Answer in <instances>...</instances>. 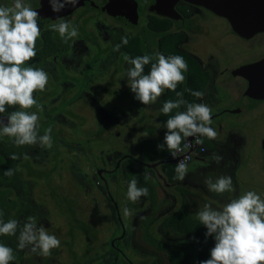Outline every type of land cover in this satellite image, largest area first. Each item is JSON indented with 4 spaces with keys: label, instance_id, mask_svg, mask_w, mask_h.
<instances>
[{
    "label": "flooded vegetation",
    "instance_id": "af4514ba",
    "mask_svg": "<svg viewBox=\"0 0 264 264\" xmlns=\"http://www.w3.org/2000/svg\"><path fill=\"white\" fill-rule=\"evenodd\" d=\"M41 4L46 8L40 10ZM34 10L39 12L38 24L41 29V35L36 42V50L39 53L44 52V55L40 56V61L44 65L43 68H46L43 70L55 68L57 74L60 76L56 82L50 83L51 90L45 91V94H49L48 97L52 95V93L62 94V97L67 93H78L88 101H91V124L89 125L87 133V143L89 141L90 130L94 129L97 131L101 140L103 133H111V125L113 124L116 127V122H118L116 120L117 118H113L115 114H113L109 107L98 98L99 94L96 95V93H100L101 95V87L107 85L109 89H105V93H107L105 97H109L112 90L115 89L118 84L115 83L113 86H110L106 81L103 83L100 79L97 80L96 83L91 81L88 82V70L91 71L93 69L96 65L95 62H101L103 65L101 66L103 67L102 70H104L107 67L106 62L108 63L111 57L116 56L115 60L117 65H114L115 60L112 65L109 64L111 60L108 63L112 71L108 73L110 77L107 79V82H114L115 79H113V77L115 74L120 72L122 67L128 69V63L125 60V56H121V54L126 53V51L121 48L118 52L113 51V46L118 44L122 37H127L128 40L132 42L137 40L140 45L145 47L144 50L146 49L145 52H147L148 55L160 52L166 57L171 56V54H164L161 49L162 46L160 45V42L163 40L170 42L167 43V46L172 45L170 49L173 50V53L176 52L174 53L175 55L179 54L182 56L188 65V70L184 73L186 79L180 85L182 94L186 91L191 70L195 71L197 76L201 78L203 83L201 92L204 93V96L202 99L196 97L194 103H205L212 109L211 126L214 127L215 130H218L216 132L227 140L222 144H217L215 142V147L221 145V147H223L222 149L213 150L212 148L210 150L208 148L203 154L191 158V160L187 162L188 169H190L192 161L199 157L202 158L206 152H213V154H219L220 156L221 154L225 155L226 162L229 161V159L233 162L232 167L235 165L237 156L239 157L249 153L245 148L247 138L253 137L257 133H253L257 122H264L263 28H254L250 32L246 29H242V33H239L227 17L217 14L206 6L190 0H79L75 7L68 5L58 13L51 11L48 0H42V3L37 5ZM109 10L113 14H109ZM61 20L67 21L72 26H75L78 29V36L68 39L65 42V40L59 36L58 32H54L51 26L61 22ZM46 32L48 33L47 38L44 37ZM236 38H238L239 41ZM89 44H93L94 49L90 51L89 58H82L84 51H88ZM126 56L128 55L126 54ZM72 57L73 60H71ZM77 63L79 64L77 65ZM93 64L94 66H92ZM62 70H64V72H62ZM50 75L53 76V73H50ZM68 77H71L73 81L69 80ZM124 84L122 86H125ZM124 88L128 87L125 86ZM102 92L104 93V91ZM94 93L96 95L95 97ZM61 97L60 99L62 102ZM160 97L151 105H142L140 102L138 103L140 109L145 111L148 115H139L145 116L139 119L142 123L140 132H142L147 125L146 119H156V114L159 109L158 100ZM70 101V98L67 99L64 105L68 103L71 104ZM216 103H221L220 105H222V107H212V104ZM56 104L57 103L51 105L49 100L42 101L41 105L43 106V111L41 115L50 118L54 114L56 115V111L52 110V107ZM155 104L157 106L153 107L152 105ZM64 105L63 107H65ZM46 106H48L49 112ZM97 106L103 107L102 112L95 111V109L98 108ZM145 106L148 108L145 109ZM155 108L157 110L156 113ZM238 109H240V111ZM122 123L124 124L127 122L123 121ZM46 124L51 128L52 124H50L49 121L43 123L39 121V128L42 129ZM85 125L84 120V131L81 132L79 129L77 135L73 134L68 125L58 128L57 126L53 127L52 129L55 130V133L51 135L52 139L54 137L57 139V136H59V141L63 142V144L70 143L68 144L70 146L68 148L72 149H70L69 153L66 155L68 159L75 161L72 157L76 154L79 155L78 157L81 158V160L83 159L82 164L81 161H79L77 169V177L83 187L90 186L95 177L102 178L107 175V179L115 188L123 179L126 181L127 179H136L138 182L140 181L139 183L142 187H147L149 183L153 191L155 185L160 184L165 188L171 185L175 190L184 193V189H182L179 184H184L185 182L190 184L189 180H191L192 183V178H195L197 174H201L188 170L183 181L175 180L174 182H167L165 177L161 174L160 164L155 167H147V163L153 162H146L141 159L139 139L142 137L140 135L139 138L137 134L138 141L133 139L134 129L133 123H131L130 127L122 134V137L120 136L121 138H127L126 140L124 138L122 139V144L128 145L127 150L125 152L123 150L121 152L118 151L119 153L115 152V155L111 153L107 157L108 159H106V157L103 158L102 155H98L99 153H95L94 158L89 163L91 172L95 177L92 175L94 178L90 181L91 177L85 173V171L88 170L86 169L88 168L86 167L87 161L84 160L85 157H88V154L83 147V142L86 139V133L84 132L88 128V126L86 127ZM226 125H231L232 132L226 131ZM237 131H239L238 134L236 133ZM240 132L241 135L239 138L233 136V133L239 135ZM64 133L69 135L72 134V140H63L62 137ZM82 134H84L85 137L82 136ZM261 139L263 140L264 136ZM52 142H56V140L53 139ZM132 146L136 148V154H134V151L130 148ZM38 147L39 146L36 148H22L17 156L28 159L26 157L27 155L23 154L29 149L30 151L28 152H32L33 154L30 157V161L40 163L36 158L40 155L39 150H42V148L39 147L38 149ZM205 148L207 147L205 146ZM259 149L261 148L259 147ZM53 150L55 151V148ZM261 154V156L264 155L263 150ZM165 156L161 161L176 165L173 160L167 159ZM45 157H47V154L44 153V158ZM39 159L42 160V158ZM124 159L129 161L123 165L122 170L124 174H120L117 170L121 167ZM208 162L209 161L200 165V167L209 168V166H212L217 168V170L220 168V164L215 162L210 164ZM130 163H132V165H130ZM43 164L44 162L42 161L40 165ZM135 164L139 167L136 168ZM52 166L56 168V165ZM126 168H128V170L131 169L129 173L133 172L134 175L129 174ZM233 168L230 167L229 169ZM60 169L64 172L74 170L72 166L64 168L60 166ZM106 190L108 191V188H106ZM107 191L102 193L105 195L108 193ZM187 194L185 196H187ZM90 200L93 203L95 202L93 195ZM110 200L113 204L110 202L109 204L112 205L111 209L115 214L112 215V221L114 222L115 219L119 224H124L117 211L116 204L112 199ZM140 201V204H128L131 207L130 210L132 213L137 210L138 205L145 204L146 198H141ZM182 206H184V203ZM145 219L147 220L148 218ZM26 220L27 218L23 219L20 223L23 224ZM117 226L120 227L118 224ZM127 233L128 232L124 230L122 235H126ZM122 235H118L115 239ZM120 247L121 245H119V248ZM22 251L24 252L25 249ZM27 259L33 262L34 260L40 261L41 257L33 255L29 258L27 253L23 255L22 259L17 260L16 263L18 264V262H20L19 264H22L23 261ZM125 259L130 260L128 264H135L132 259ZM97 260L96 264H102L105 261L103 257Z\"/></svg>",
    "mask_w": 264,
    "mask_h": 264
},
{
    "label": "rangeland",
    "instance_id": "374dc122",
    "mask_svg": "<svg viewBox=\"0 0 264 264\" xmlns=\"http://www.w3.org/2000/svg\"><path fill=\"white\" fill-rule=\"evenodd\" d=\"M236 39L239 41L238 38ZM88 46V51H84L82 58H89L90 51H93L94 45L89 44ZM115 59L116 56L111 57L109 59V61H111L110 63L108 61V63L112 65ZM71 60H73V57ZM108 63L106 62V69L102 70L103 67L101 66L103 65L101 62H95L96 65H92L94 66L93 69L91 71L88 70V82L91 81L96 83L97 80L100 79V81L103 83L106 81V83L110 84V86H113L115 83L118 84V86H122L124 82V85L126 86V68L123 67L121 71L115 74L113 77V79H115L114 82H107V79L110 77L108 73L112 71ZM78 64L79 63H77V65ZM114 65H117L116 60L114 61ZM45 72L49 74V81L46 85L45 91H49L51 90L50 83L52 84L56 82L60 76L57 74V70L55 68L47 69ZM62 72H64V70H62ZM50 73H53V76H51ZM68 78L69 80L73 81L71 77ZM118 86L112 90L109 97H105V94H107L105 93V89H109L107 88V85L101 87V95L100 93H96V95L99 94L98 98L101 99V101H103V103H105L108 107H110L109 109L113 114H115L113 118H117L116 120L118 121L116 122V127L112 124L111 133H103L101 140L97 131L94 129L90 130L88 143L87 133L89 125L91 124V101H88L78 93H67L62 97V94L53 93L48 97L49 94H45V91H37L33 94L34 98H39L37 103L40 105L44 100H49L51 105L57 103L52 107V110L56 111V115L54 114L51 118L48 116L44 117L41 115V112H38L40 117L39 121H42V123L49 121L50 124H52L51 129L56 126L58 128L60 126L68 125L71 128L73 134L77 135L79 129L81 132L84 131L83 122L85 120V126H88L84 132L86 133V139L83 142V147L88 154V157L84 158V160L87 161L86 167H88L86 168L88 170L85 171V173L91 177L90 181H92L95 177L91 172L89 164L94 158L95 153H99L98 155H102L103 158L106 157V159H108L107 157L111 153L114 154L115 152H121L122 150L125 152L128 145L122 144V139L124 138L126 140L127 138H121L122 134L128 129V127H130L131 123H133V129L137 131L141 130L142 123L139 121V119H142L145 116L139 115H147L145 111L140 109L138 105L139 101L133 98L134 94L131 93L129 88H124L125 86ZM102 91H104V93ZM96 95L94 93V97ZM60 97L62 98V102ZM69 98L71 99V104L68 103L64 105L65 101ZM88 98L90 97L88 96ZM220 104H212V107H222ZM63 105L65 107H63ZM152 106L156 107L157 105L155 104ZM123 108L125 110H122ZM144 108L146 109L148 107L145 106ZM46 109L49 112L48 106H46ZM102 110V106L95 109L97 112H102ZM26 111L33 112L37 111V109L33 107L32 109H28ZM152 119L146 120L154 124L156 119ZM123 121H126L127 123L123 124ZM48 128L50 127L47 124L42 129L39 128V134L43 135L45 129ZM254 132H257L255 136L247 138V144L245 148L249 151V153L241 156L239 161L236 163L237 166H235V170L233 168L234 166L232 167L233 162L231 159L226 162V156L223 154H221L223 159L222 162L219 163V171L217 168L212 166H209V168H203V166L200 167V165L205 164L207 161H209L208 163L210 164L214 162L212 160L213 152H206L205 156L202 158L207 157V160L204 161V159H201L200 162H202V164L200 163L199 165L196 164V161H192L190 164L191 166L189 165L190 167H193L192 165H194V172H199L201 174H197L198 176L195 175V178H192V183L191 180H189L190 184H187V182L184 184H179L180 187L184 189V193L175 190V188L171 187V185H168V188H165L159 183V185H155V189L153 191L150 184L148 183L146 187L148 189V195L146 197H141L144 199L146 198L145 204L140 206L138 205L137 210H135L133 213L131 211L132 214L129 216L124 215V208L127 207L130 209L131 207L128 204H140L141 202L139 201L138 203H130V201L127 200V185L131 180L127 179L126 181L123 179L121 182H119V185H116L117 187L115 188L107 179L106 175L102 178L95 177L88 187L81 186L82 184H80L77 177V169L79 166V161H81L82 164L83 159L81 160L77 154L72 157V159L75 161L68 159L66 155L69 153V150L72 149L68 148L70 147L68 145L70 143L63 144V142L59 141V136H57V139L54 137L53 139L56 140V142H52L51 148H42V150H39L40 155L36 153L38 155L36 158L37 161L40 163L43 161V165H40V163H37L36 161H30V157L33 154L32 152H28L30 151L29 149H27L28 151L23 154L27 155L26 157L30 161L27 165L31 168L30 171L32 172V179L28 180H33L36 182L37 190L33 194L31 193L30 189L31 183L28 180H25L27 176L24 170H27L25 161L27 159L18 156L19 158L15 160L13 176L14 179L16 178L18 180L17 183L20 189L19 193L17 191L10 193L9 190L4 189L5 185L10 186L11 183H4L5 185H0V188L3 187L2 192L4 193L3 196L5 195L4 197L6 202L14 197L18 201L19 206H17V209L14 208L12 211L11 208H5L3 211L4 216L0 215V219H2L4 222L8 221L9 219H19L21 222L23 220L21 218L23 217H35L38 225H45V229L48 231V233L55 235L61 241V246L59 248L53 249L50 256L42 257L37 255L46 261L49 260L47 261L48 264H96V261H98L97 259L101 258L102 256L105 260L103 264H128L125 258L132 259L135 264H168L166 258L167 250L158 249L157 246L154 245L157 243V241L172 240L174 238L173 236L175 233L163 225L162 220L164 217L168 216L176 209L182 208L186 209L192 217L197 218L196 214L203 209L205 204H210L213 208L218 209L222 205L228 203L231 199L243 195L249 190L256 191L261 195V198L264 199V155L261 156L263 150L261 138L264 136V122H257L253 133ZM54 133L55 130L52 129L51 135ZM140 134L142 133L140 132L138 134L139 138ZM71 136L72 134L69 135L64 133L62 138L63 140L66 139L71 141ZM82 136L85 137L84 134H82ZM7 138L11 139L9 137ZM218 138H221V135H219ZM207 141H205V143L208 147L210 146V142L209 140ZM37 146L38 145H30L31 148H36ZM20 147L21 148L19 149L24 148V146ZM259 147L261 149H259ZM54 148L55 151L53 150ZM130 148L134 151L133 153L136 154V148H134V146ZM208 148L210 150L212 149V147ZM222 148L223 147L220 145L216 149ZM44 153L47 154V157L45 158ZM39 158H42V160ZM128 161L129 160L124 159L117 172L124 174L122 170L123 165ZM24 162L25 166L23 167L21 164H24ZM52 165H56V168ZM130 165H132V163H130ZM198 165L199 167H197ZM60 166L63 168L72 166L74 170L64 172L60 169ZM135 166L136 168L139 167L137 164H135ZM230 167L233 169H229ZM92 175L94 177H92ZM221 175H228L232 177L233 186L235 188L234 192L224 193L222 195L210 192L208 190L205 181L209 178L215 181ZM20 180H23L25 183H22ZM139 182V185L137 186L142 187ZM106 188H108V191ZM105 191L108 193L104 195L102 192ZM186 194L187 196H185ZM92 195L95 198L94 203L90 200ZM27 198H29L30 204L33 206V210H30V213H21V211L25 208V204L22 205L21 201H25ZM110 199H112L116 204L117 211L119 212L124 224H119V222H116L115 219L114 222L112 221V215L115 214L111 209L112 205L109 204V202L113 204ZM11 202L14 201L11 200ZM183 203L184 206H182ZM0 210L2 209L0 208ZM19 212L21 215L18 217ZM145 218L150 219L147 224L143 223ZM116 223L120 225V227H118ZM146 228L151 230V233L153 234V239L151 242H146V240L145 242L143 241ZM124 230L128 232L126 235H122ZM18 235L19 232L16 234L17 241ZM118 235L122 236L115 239L118 237ZM17 244L18 242L14 244L12 238L7 240L5 243L6 246L13 248L15 252L18 251ZM119 245H121L120 248ZM25 250L26 254L28 253V256L30 257L31 253L29 252V249L25 248ZM19 263L20 262H18V264ZM25 263L34 264L29 259L23 261L22 264ZM40 264H42V262H40Z\"/></svg>",
    "mask_w": 264,
    "mask_h": 264
},
{
    "label": "clouds",
    "instance_id": "9594fccd",
    "mask_svg": "<svg viewBox=\"0 0 264 264\" xmlns=\"http://www.w3.org/2000/svg\"><path fill=\"white\" fill-rule=\"evenodd\" d=\"M78 2L48 0L54 13L68 5L75 7ZM38 19L39 12L26 5L24 0H13L11 6H0V113H5L6 107L18 106L20 109L9 114L6 123L0 120V136L11 138L17 147L38 145L48 149L52 147V129H45L43 135L39 134L38 112L43 111V106L37 103L33 94L45 91L49 74L43 69L25 66L37 55L36 42L41 35ZM51 29L58 32L65 42L79 34L75 26L64 20L53 24ZM127 44L128 38L122 37L121 43L113 46V51L118 52L122 45ZM125 60L131 65L125 73L126 86L134 94L133 98L142 105L155 103L165 90L175 91L186 79L184 73L188 65L180 55L166 57L155 52L134 58L125 56ZM149 64L150 71L144 74L145 65ZM188 91L200 99L204 96L201 91ZM176 95L178 99L166 101L160 111L167 115L182 105H186V110L177 111L167 119L163 143L157 145L158 151L166 150L173 158L191 146L190 143H184L186 138L196 137V143L202 144L203 137L210 140L217 137L216 130L211 127L212 109L205 103H187L180 98L183 95L180 92ZM33 107L37 111H26ZM18 158L16 154L10 157L14 160ZM187 159H181L176 165L174 179H185L188 173ZM222 159L219 154L212 156L217 164ZM4 175L12 176L14 170L9 168L4 171ZM205 184L210 192L216 194L235 191L232 177L228 175H221L215 181L209 178ZM137 185L136 179L127 185L126 197L132 203H138L141 197L148 195L146 187ZM123 212L125 216L132 214L127 207ZM196 215L206 229L205 238L214 239L209 258L199 264H264V199L256 191L249 190L218 209L205 204ZM17 232V248H28L31 254L48 257L53 249L61 246V241L49 234L43 225H38L35 217H28L23 224L16 219L7 222L0 219V236H14ZM14 258V250L0 243V264H10Z\"/></svg>",
    "mask_w": 264,
    "mask_h": 264
},
{
    "label": "trees",
    "instance_id": "16d2710c",
    "mask_svg": "<svg viewBox=\"0 0 264 264\" xmlns=\"http://www.w3.org/2000/svg\"><path fill=\"white\" fill-rule=\"evenodd\" d=\"M13 3V0H0V6H11ZM24 3L26 5H30L33 9L37 7L40 3H42V0H24ZM44 37H48V33L46 32ZM121 43V40L118 42V44ZM167 41H161L160 45L162 46L161 49L163 50L164 54H171L175 55L173 50L170 49L171 46H167ZM144 46L140 45V43L135 40V41H130L128 40L127 45H122L121 49H124L126 53L121 54V56H126L134 58L136 56H142L145 54H148L144 50ZM172 50V51H171ZM37 55L36 57L29 61L27 65L25 66H32L34 68H40V69H46L43 68V64L40 61V56L44 55V52L39 53L37 50ZM179 55V54H176ZM121 58V57H120ZM152 62H155L153 60ZM131 67V65L128 64V68ZM151 64L145 65V71L144 74H147L150 71ZM190 78L189 82L186 88L185 93L182 95L183 100H185L187 103H194L196 97L191 95V93L188 91L191 89L192 91H201V86L203 85L201 78L197 76V73L193 70L190 71ZM181 84H179L176 88L175 91L171 90H165V92L162 94V96L158 100V112L156 114V121L161 127V131L165 134L167 131L165 123L167 119H169L172 115H175L177 111H184L186 110V105H182L180 109H174L171 113L165 115L163 114L160 109L162 108L163 104L168 101L172 100L175 101L178 99L176 93L180 92L181 93ZM110 92V91H109ZM36 101L38 102V98H36ZM18 106L15 107H6V112L5 113H0V120H5L7 121V117L9 114H11L14 111H18ZM152 128V127H151ZM148 130L150 129L149 127L147 128ZM204 139V138H203ZM206 141V138H205ZM163 143V139L160 138L158 141L155 139L151 138H140L139 139V150L141 153V159L146 162H155L158 160H161L164 158L165 154L168 153V151H158L157 150V145ZM30 145H25L24 148H29ZM21 147H17L14 145L11 139H8L7 136H0V185H5L11 183V185H5L4 189H7L10 191V193H14L17 191L19 193V185L17 183V179H14V176H6L4 175V171L11 168L14 169L15 166V160L10 159L11 155L16 154L20 152ZM160 171L161 174L165 177L167 182H174L176 179H174V176L176 175L175 168L176 165L170 162H162L160 165ZM26 169L28 172H30V167L26 164ZM127 169V172L129 173V169ZM131 175H134L133 172L129 173ZM29 179H32V176L29 177ZM11 180V181H10ZM28 180V179H25ZM22 183H25L23 180H20ZM31 183L30 189L31 193L33 194L36 190V182L33 180H28ZM3 188V187H2ZM0 192V214L4 216V209L5 208H11V211L15 208L17 209L19 206L18 201L16 198H13L14 202H11V200H8L7 202L5 201V195L3 196V192ZM16 200V202H15ZM22 205L25 204V208L21 211L25 213H30V210H33V206L30 204L29 198H27L25 201H21ZM13 203V204H11ZM21 213H18V217L21 215ZM24 213V214H25ZM27 217H23L21 219H26ZM20 221L19 219H17ZM150 221V219H144L143 222L144 224H147ZM7 222V221H5ZM163 225L168 228L170 231H173L174 238L172 240H162V241H157L154 245L157 246L158 249H163L167 250L166 251V258L168 261V264H199L200 261L208 259L209 258V252L210 249L214 246V239L212 237H207L205 238L204 233L206 232V229L204 228L203 225L199 223V220L195 217H192L186 209H176L174 212L169 214L168 216L164 217L163 220ZM146 232H144V237L143 241L145 242H151L153 239V234L151 233V230L145 229ZM13 239L14 244L17 242V236H0V243L5 244L7 240ZM157 244V245H156ZM152 245V244H151ZM153 245V246H154ZM13 249V248H12ZM14 250V249H13ZM26 254V250L23 252L22 250L18 249L17 252L14 250V260L10 262V264H16L17 260L22 259L23 255ZM36 254H31V257ZM38 257V256H37ZM103 257V256H102ZM30 258V257H29ZM127 262H129V259H126ZM48 264V262L44 259L41 258L40 261L34 260V264ZM105 262V261H104ZM103 262V263H104ZM102 263V264H103Z\"/></svg>",
    "mask_w": 264,
    "mask_h": 264
},
{
    "label": "water",
    "instance_id": "95a60500",
    "mask_svg": "<svg viewBox=\"0 0 264 264\" xmlns=\"http://www.w3.org/2000/svg\"><path fill=\"white\" fill-rule=\"evenodd\" d=\"M190 1H194L198 4L204 5L207 8L214 11L215 13L227 17L232 23L233 27L239 33H242V29H246L248 32L252 31L254 28L264 29V0H190ZM41 5L42 6L39 8L40 10L46 8L43 4ZM108 13L113 14L111 13L110 10ZM3 121L5 123L7 122L5 120ZM261 144L264 151V139L261 141ZM162 162L165 161L159 160L153 163H147L146 166L155 167L156 165L161 164Z\"/></svg>",
    "mask_w": 264,
    "mask_h": 264
},
{
    "label": "crops",
    "instance_id": "0c3cea01",
    "mask_svg": "<svg viewBox=\"0 0 264 264\" xmlns=\"http://www.w3.org/2000/svg\"><path fill=\"white\" fill-rule=\"evenodd\" d=\"M111 95V94H110ZM117 102V101H116ZM110 108V107H109ZM122 110H125L124 108L122 109ZM121 110V111H122ZM239 111H240V109H238ZM238 111V112H239ZM157 112V110H156V108H155V113ZM129 117V116H128ZM130 118H131V116H130ZM146 123H147V125L145 126V129H143L142 130V134H140L141 135V137L142 138H151V139H155V140H159L160 138H162L163 139V137H164V133L161 131V127L159 126V124L157 123V122H155L154 124L153 123H151V122H149L148 120H146ZM154 126V128H153V130H152V128L151 127H153ZM150 128L149 130L147 129V128ZM226 131H230V132H232V128H231V125H226ZM229 132V133H230ZM238 132L239 131H237L236 133L238 134ZM140 133V130L139 131H137V130H135L134 129V131H133V139L134 140H137L138 141V139H137V134H139ZM237 134H234L233 133V136L235 137V138H239L240 137V135H241V132L239 133V135H237ZM220 134L218 133V136H219ZM144 136V137H143ZM218 136H217V138L215 139V140H210V139H208V138H206V141L207 140H209V142H210V146H208V147H212V148H214V149H216V147H219V146H216L215 147V142L217 143V144H222V143H224V141H226L227 139L225 138V137H222L221 136V138H218ZM204 138V137H203ZM202 138V140H203V143H204V145L207 147V145H206V143H205V141H204V139ZM218 141V142H217ZM208 142V141H207ZM214 143V144H213ZM208 147L206 148V149H208ZM206 154V153H205ZM205 154H204V156H205ZM204 156H202V157H204ZM241 158V156H237V158H236V162H235V165H234V170L236 169L235 168V166H237L236 165V163L239 161V159ZM201 159H204V161L207 159V157L206 158H198V159H195L194 161H196V164H199L200 165V163L202 164V162H200V160ZM23 160H25V159H23ZM28 160V159H27ZM27 160H25L26 161V164H28V162H30L29 160L27 161ZM193 161V162H194ZM199 165L197 166V167H199ZM21 166H25V162H24V164H21ZM193 167H190V169H188V170H190L191 172L193 171L194 172V169H195V166L194 165H192ZM25 171V174H26V176H27V178L26 179H29V177H31L32 176V172L30 171V172H28L27 170H24ZM15 173H16V171H15ZM24 177V176H23ZM23 177H21V178H23Z\"/></svg>",
    "mask_w": 264,
    "mask_h": 264
},
{
    "label": "built area",
    "instance_id": "2783aa9c",
    "mask_svg": "<svg viewBox=\"0 0 264 264\" xmlns=\"http://www.w3.org/2000/svg\"><path fill=\"white\" fill-rule=\"evenodd\" d=\"M196 139H197L196 137L186 138L184 143H190V145H191L190 147L185 148L184 152L179 153L176 158H173L169 153H166L165 158L173 160L174 163L177 165L181 159L188 158L187 162H189L191 160V158L197 157V156L203 154L205 152L206 148H205L203 143L197 144ZM200 139H201V137H200ZM181 146L183 147V143Z\"/></svg>",
    "mask_w": 264,
    "mask_h": 264
}]
</instances>
